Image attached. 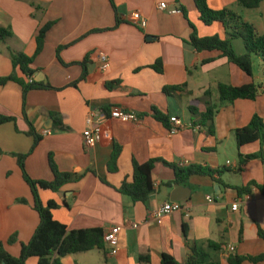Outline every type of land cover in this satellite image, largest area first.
<instances>
[{
	"label": "crops",
	"instance_id": "obj_1",
	"mask_svg": "<svg viewBox=\"0 0 264 264\" xmlns=\"http://www.w3.org/2000/svg\"><path fill=\"white\" fill-rule=\"evenodd\" d=\"M112 1L118 18L124 21L118 26L109 0H0V27L10 29L13 35L0 43V79L14 74L25 80L18 69H13L10 50L33 57L38 31L46 24L52 25L43 51L31 66L32 79L53 89L30 91L26 97V116L43 136L25 162L26 173L32 180L52 181L48 165L52 155L60 172L84 175L59 192L40 191L43 204L54 201L58 205L53 218L68 230L100 228L105 232L121 227L115 255L105 245V252L94 249L69 255L61 263L138 264L140 256L148 255L151 264H161L163 254H169L183 264L192 248L208 251L209 242L221 245L220 251H209L211 259L220 264H229L230 256L264 254V241L257 236V226L264 230V161L251 160L241 172H235L238 154L261 152L264 156V143L238 149L233 136L254 115L264 121V76L262 81L253 69L252 76H248L218 52H197L188 44L193 33L190 25L200 38H225L219 23L205 26L200 21L194 0ZM162 3L165 9H159ZM207 5L214 11L232 10L264 35V2L252 10L238 6L236 0H207ZM173 10L180 13L172 14ZM134 12L147 22L144 29L129 23ZM94 30L107 31L91 33ZM238 41H233V48L237 55H243L242 42L238 46ZM58 47H65L59 58ZM100 53L110 62L105 71L101 69ZM86 59L88 80L78 82L82 74L78 63ZM157 61L162 63V74L151 68ZM112 82L118 83V88L108 91L105 85ZM220 83L262 88L255 101L223 104L217 92ZM172 86L184 88L176 95H165L163 89ZM21 98L17 83L0 86V114L16 119L15 123L0 125V242L12 257H19L21 245L31 240L39 222L31 191L11 155L26 154L33 144L32 138L25 135L28 126L22 116ZM208 104L217 110L214 136L189 110L204 113ZM112 107L131 111L140 120L122 123L107 118L97 122L98 115ZM154 111L167 119L178 118L182 128L171 134L170 123L166 126L158 122ZM49 113L57 114L66 129L54 130ZM90 113L96 116L92 128L99 130L101 138L94 147L87 148L83 132L88 128ZM115 145L122 151L117 172L111 174L107 164ZM151 160L157 161L152 171L155 190L144 204L132 203L116 189L123 181L132 182L134 163L143 165ZM164 163L229 172L215 176L225 186L202 176L191 177L187 186H168L174 172ZM251 182L262 186V190L253 187L249 200L238 197L233 188ZM177 187L185 188L178 196L185 198L179 202L182 210L158 216L160 208L172 202L170 195ZM240 199L239 209L232 211V204ZM13 236L16 240L9 244ZM229 247L234 251L229 252ZM25 264H38V259L29 258Z\"/></svg>",
	"mask_w": 264,
	"mask_h": 264
},
{
	"label": "trees",
	"instance_id": "obj_2",
	"mask_svg": "<svg viewBox=\"0 0 264 264\" xmlns=\"http://www.w3.org/2000/svg\"><path fill=\"white\" fill-rule=\"evenodd\" d=\"M111 7L116 16V26L123 24L124 21L118 18L116 7L112 0H109ZM196 9L199 13V19L205 26H210L214 23H219L225 31V38L221 39L218 36L200 38L196 33L194 26L192 28V35L188 40V44L193 47L197 52H218L221 58L227 60V62L237 66L241 71L248 76H252L253 58L258 57L262 62V70L264 74V35L257 33L256 29L242 20V18L230 9H223L221 11H214L207 5V0H194ZM264 0H236L238 6L252 10L257 9ZM51 24L44 25L37 33L36 36V50L33 57H28L21 53H15L10 50L11 62L13 69H18L24 79H18L14 74L0 79V86L5 85L7 82L17 83L21 88L22 96V116L28 126V131L25 132L27 137L32 138L33 144L30 152L26 154H11L15 160L18 168L21 171L22 178L26 185L29 187L33 196V209L38 214L39 222L38 226L27 244L21 245L19 257H12L5 250L4 244L0 242V264H25L29 258H37L38 264H62L61 260L69 255H76L81 253H87L94 249L105 252L104 244V231L100 228L84 229V230H68L66 226L57 222L52 215L53 210L58 208V205L54 201H49L43 204L40 199V191L59 192L64 186L79 182L84 175H76L72 173H63L57 169L52 155L48 157V165L53 176L52 181H36L32 180L25 170V162L27 158L33 153L35 148L43 140V136L39 134L31 122L28 120L25 113L26 97L30 91L35 90H52L50 85L35 82L32 77L34 71L31 66L34 62V58L38 56L44 49L46 36L51 29ZM107 30H94L91 33H101ZM13 37L12 32L8 28L0 27V43H4ZM240 40L242 42L245 53L243 55H237L233 48V41ZM65 47H58L56 50L57 58L59 53ZM204 63H209L206 61ZM82 67V74L78 82H86L88 80L87 71V59L81 63H78ZM151 68L158 74L163 73L162 63L157 61ZM29 79H32L29 82ZM108 91H113L118 88V83L112 82L105 85ZM184 86H172L165 87L163 93L167 96L176 95V93L182 92ZM262 85H246L241 87H233L227 84H218L217 92L219 100L223 104H232L237 100H249L255 101L259 94ZM205 95H209L208 92ZM108 109L104 112L108 113ZM190 112L194 116L199 117L200 124L205 126L210 136H214L213 119L217 113V110L207 105L204 113H199L193 108H189ZM154 118L164 125H168L169 119L154 111ZM50 118L53 120L54 130H65L66 127L62 119L55 113H49ZM14 117H8L0 114V125L7 123H15ZM16 131L17 128H16ZM234 140L237 148H241L246 145H251L259 142L264 143V121L259 115H254L250 123L241 129H237L233 132ZM121 147L115 145L110 156V160L107 164V171L111 174L117 172L118 159L121 155ZM0 155L2 151L0 150ZM260 159L264 161L262 153H256L252 155L242 156L238 154V167L236 173L242 171L247 162L251 160ZM156 160H151L143 165L133 164V177L132 182L123 181L121 186L116 189L118 193L130 198L132 203H145L149 196L154 192V184L152 181V171ZM164 165L174 172V180L167 184L168 186H187L189 179L193 176L209 177L213 182L224 185L220 179L215 176L223 175L229 170L224 169L222 171H214L204 166H189L182 167L177 165H170L164 163ZM107 184L105 181H103ZM225 186V185H224ZM255 187L258 190H262V186L257 185L255 182L249 183L245 187H234L238 197L242 198L245 195H249L252 188ZM257 236L264 241V230L257 226ZM16 237L13 236L8 240L9 244L14 243ZM239 240H242V231L239 234ZM221 250V245L214 242L208 243V251L194 247L191 250L190 256L183 264H220L217 261L211 259L209 251L218 252ZM249 262L251 264H258L264 262V254L258 256H230L228 259L229 264H243ZM138 264H151L150 257L143 255L138 258ZM161 264H180L176 259L169 254H163Z\"/></svg>",
	"mask_w": 264,
	"mask_h": 264
},
{
	"label": "built area",
	"instance_id": "obj_3",
	"mask_svg": "<svg viewBox=\"0 0 264 264\" xmlns=\"http://www.w3.org/2000/svg\"><path fill=\"white\" fill-rule=\"evenodd\" d=\"M166 4L162 3L159 5V9H165ZM172 14H177L180 13L179 10H173L171 12ZM129 23L140 28L144 29L147 25V22L141 17V15L138 12H134L130 15L129 17ZM99 61L101 64V69L103 71L107 70L110 67V62L108 57L100 53L99 54ZM32 79H29V82H31ZM95 118L96 116L93 113H90L86 119V125L87 129L83 132V141L84 145L87 148H92L94 147L101 138L100 132L97 128H92V125L95 123ZM111 119V120H117L122 123H135L140 120L139 116H137L135 113L124 110L119 107H112L108 110V113L103 112L102 114L98 115L97 122L100 120H105V119ZM169 123L171 125L169 131L171 134L176 133L180 128H182V124L178 118L172 117L169 119ZM244 200H249V196L245 195ZM208 202H211V198H207ZM241 199L236 201L234 204H232V211H237L240 206ZM182 210V204L179 202H168L165 203L159 210L158 216L160 215H166L174 212H180ZM134 227H137L134 225ZM121 232V227L119 226H114L107 231L104 232V244L108 245L110 247L109 253L111 255H115L118 250V242H119V234ZM229 252H233L234 248L229 247L228 248Z\"/></svg>",
	"mask_w": 264,
	"mask_h": 264
},
{
	"label": "rangeland",
	"instance_id": "obj_4",
	"mask_svg": "<svg viewBox=\"0 0 264 264\" xmlns=\"http://www.w3.org/2000/svg\"><path fill=\"white\" fill-rule=\"evenodd\" d=\"M238 46H240L241 44V41H238ZM256 58V57H254ZM253 72H254V75L256 76H260V79L263 81V70H262V63H261V60H254L253 62Z\"/></svg>",
	"mask_w": 264,
	"mask_h": 264
},
{
	"label": "water",
	"instance_id": "obj_5",
	"mask_svg": "<svg viewBox=\"0 0 264 264\" xmlns=\"http://www.w3.org/2000/svg\"><path fill=\"white\" fill-rule=\"evenodd\" d=\"M148 40H150V38H148ZM181 190H185V188L183 187H177L176 190H174L171 195H170V200L172 202H182L185 200V198H179L178 196L181 194ZM1 264H5V263H1Z\"/></svg>",
	"mask_w": 264,
	"mask_h": 264
}]
</instances>
